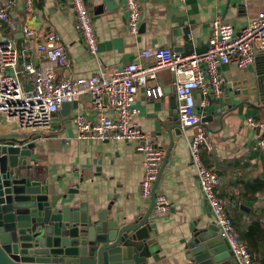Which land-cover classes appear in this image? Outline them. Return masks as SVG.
I'll list each match as a JSON object with an SVG mask.
<instances>
[{"label": "crops", "instance_id": "0c3cea01", "mask_svg": "<svg viewBox=\"0 0 264 264\" xmlns=\"http://www.w3.org/2000/svg\"><path fill=\"white\" fill-rule=\"evenodd\" d=\"M1 2L6 7L7 20L0 28V41L14 45L19 62L27 61L36 70L40 69L36 46L47 34L55 33L67 51V72L78 78L132 63L149 64V59L140 56L143 50L204 52L215 18L237 30L264 10V0H138L141 26L134 36L127 30L122 0H85L98 42L97 54L91 56L75 28V14L69 0H32L30 8L24 0ZM26 29L32 34L28 36ZM187 44L196 51L189 53L190 49H182L189 47ZM179 48L183 51H176ZM250 67L252 72L247 70ZM257 72L262 75L264 91V52H258L254 63L243 70L222 65L224 83L218 95H228L236 107L222 120L214 116L206 126L183 131L173 143L156 189L164 195L168 210H153L148 221L149 237L155 240L150 248V264H186L184 249L193 234L192 228L215 225L190 161L189 142L200 134L209 143L208 147L202 146V161L221 178L217 193L226 201L238 239L244 242L240 237H245L264 252V147L259 146L260 141L264 142V134L248 123L249 119L264 123V102H260L257 92H251L250 97L231 93V90L251 88ZM20 80L24 87L29 86L26 79L20 77ZM240 80H246V85H236ZM156 83L162 86L163 97L147 100L140 89L133 117L134 123L152 136L156 123L171 112L177 115L176 100L171 102L175 97L172 74L159 71ZM194 95L199 103L204 92L196 91ZM77 114L93 119L89 96L79 98L68 116H62L60 110L53 114L48 130L26 136H38L32 158L44 172V180L54 192L78 190L73 197L86 205L96 203L104 208L112 204V210L127 221L143 216L151 202L144 203L139 194L144 175L143 155L133 142L77 139L73 122ZM9 129L2 123L0 135H9ZM167 142L164 137L157 146L166 152ZM251 256L253 263L258 264L256 256Z\"/></svg>", "mask_w": 264, "mask_h": 264}, {"label": "built area", "instance_id": "2783aa9c", "mask_svg": "<svg viewBox=\"0 0 264 264\" xmlns=\"http://www.w3.org/2000/svg\"><path fill=\"white\" fill-rule=\"evenodd\" d=\"M69 2L82 43L86 51L95 56L98 42L85 0ZM24 3L30 8L32 0H24ZM122 8L129 34L137 35L141 26L138 0H122ZM6 20V7L0 0V28ZM26 34L32 33L26 29ZM36 51L41 60L38 70L30 62H19L17 50L10 41H0V125H8L10 134L20 136L46 131L51 117L64 103L89 96L94 116L92 120L82 114L73 117L77 139L135 143L136 150L143 155L140 199L149 203L165 152L162 146H157L154 136L133 121L138 91L142 89L147 100L162 98L164 93L162 86L156 83L157 73L167 70L173 76L178 121L183 128L193 127L201 119L195 108L203 109L207 104L203 97L197 103L195 92L202 90L205 95L211 88L218 95L224 83L220 73L222 65L243 70L254 63L258 52H264V10L237 30L221 18H215L203 53L180 54L168 48L143 50L140 56L149 59V64L132 63L118 69L100 70L88 78L73 77L67 72V51L55 33L47 34ZM20 77L26 79L28 90ZM248 123L264 134V123L251 119ZM204 145L208 147L209 143L202 134L189 142L190 161L199 190L218 227V235L230 246L235 264H254L246 245L238 239L226 201L217 193L221 178L202 161ZM259 146L264 147V142L260 141ZM156 189L153 210L167 212L168 202Z\"/></svg>", "mask_w": 264, "mask_h": 264}, {"label": "water", "instance_id": "95a60500", "mask_svg": "<svg viewBox=\"0 0 264 264\" xmlns=\"http://www.w3.org/2000/svg\"><path fill=\"white\" fill-rule=\"evenodd\" d=\"M187 45L182 49L196 51ZM247 70L252 72L253 68ZM256 76L251 88L231 90L232 96L250 97L251 92H257L264 102L262 75L257 72ZM246 82L240 80L236 85L242 87ZM202 97L207 104L203 109L195 108L201 119L194 126H206L214 116L222 120L236 107L228 95L219 96L211 88ZM171 102L175 103V97ZM76 106L77 102L64 103L60 114L68 116ZM190 128L181 127L172 112L156 123L153 136L157 142L168 139L163 164L147 212L129 221L113 211L112 204L100 208L96 203L78 202L73 197L78 190L54 192L32 158L38 136L0 135V264H148L155 243L149 237L148 222L155 189L173 143ZM192 232L184 249L186 264H235L230 246L218 235L216 225L193 227Z\"/></svg>", "mask_w": 264, "mask_h": 264}, {"label": "trees", "instance_id": "16d2710c", "mask_svg": "<svg viewBox=\"0 0 264 264\" xmlns=\"http://www.w3.org/2000/svg\"><path fill=\"white\" fill-rule=\"evenodd\" d=\"M257 227H258V225H257ZM240 238H241V240L244 241L243 242L244 244L246 243L245 245H246L248 251L252 255L256 256V261L258 262V264H264V252H261L259 250V248L251 245V243L249 242V240L245 239V237H240ZM254 262H255V259H254Z\"/></svg>", "mask_w": 264, "mask_h": 264}, {"label": "rangeland", "instance_id": "374dc122", "mask_svg": "<svg viewBox=\"0 0 264 264\" xmlns=\"http://www.w3.org/2000/svg\"><path fill=\"white\" fill-rule=\"evenodd\" d=\"M51 119H52V117H51ZM12 135H14V136H20V134H12Z\"/></svg>", "mask_w": 264, "mask_h": 264}]
</instances>
